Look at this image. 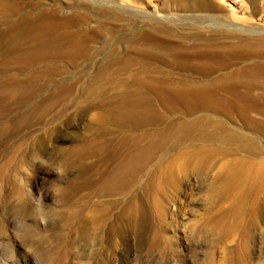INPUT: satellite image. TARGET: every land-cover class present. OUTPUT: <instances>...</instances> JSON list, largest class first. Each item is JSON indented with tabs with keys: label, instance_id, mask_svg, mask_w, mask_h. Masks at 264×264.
<instances>
[{
	"label": "bare ground",
	"instance_id": "bare-ground-1",
	"mask_svg": "<svg viewBox=\"0 0 264 264\" xmlns=\"http://www.w3.org/2000/svg\"><path fill=\"white\" fill-rule=\"evenodd\" d=\"M117 1L0 0V134L94 112L90 135L62 151L81 170L69 190L216 166L229 190L264 181L263 158L235 157L262 154L245 131L264 134V0ZM123 209L134 219L141 197Z\"/></svg>",
	"mask_w": 264,
	"mask_h": 264
},
{
	"label": "rangeland",
	"instance_id": "rangeland-1",
	"mask_svg": "<svg viewBox=\"0 0 264 264\" xmlns=\"http://www.w3.org/2000/svg\"><path fill=\"white\" fill-rule=\"evenodd\" d=\"M70 110L0 134V264H264L261 177L249 176L229 190L216 166L151 182L140 177L103 194L69 190L81 170L66 169L62 151L90 135L94 114L70 120ZM245 132L259 139L262 154L235 157L264 159V134ZM166 163L158 160L155 168L166 171ZM134 195L144 210L133 219L123 207Z\"/></svg>",
	"mask_w": 264,
	"mask_h": 264
}]
</instances>
